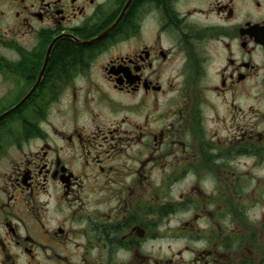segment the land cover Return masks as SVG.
I'll return each mask as SVG.
<instances>
[{"label":"flooded vegetation","instance_id":"af4514ba","mask_svg":"<svg viewBox=\"0 0 264 264\" xmlns=\"http://www.w3.org/2000/svg\"><path fill=\"white\" fill-rule=\"evenodd\" d=\"M0 264H264V0H0Z\"/></svg>","mask_w":264,"mask_h":264},{"label":"rangeland","instance_id":"374dc122","mask_svg":"<svg viewBox=\"0 0 264 264\" xmlns=\"http://www.w3.org/2000/svg\"><path fill=\"white\" fill-rule=\"evenodd\" d=\"M6 162H7V160H4L2 163H0V167L5 165Z\"/></svg>","mask_w":264,"mask_h":264}]
</instances>
